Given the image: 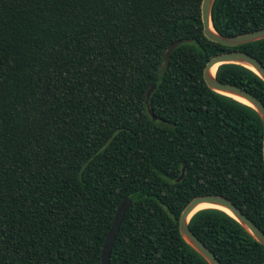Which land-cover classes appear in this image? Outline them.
I'll return each instance as SVG.
<instances>
[{
    "label": "trees",
    "instance_id": "16d2710c",
    "mask_svg": "<svg viewBox=\"0 0 264 264\" xmlns=\"http://www.w3.org/2000/svg\"><path fill=\"white\" fill-rule=\"evenodd\" d=\"M202 2L0 0V264H101L126 197L111 264H210L179 227L199 195L264 230L263 120L204 78L225 51L264 64V39L210 40ZM211 20L224 35L264 28V0H215ZM217 77L264 103L253 70L224 63ZM189 226L221 264H264V244L226 211Z\"/></svg>",
    "mask_w": 264,
    "mask_h": 264
},
{
    "label": "water",
    "instance_id": "95a60500",
    "mask_svg": "<svg viewBox=\"0 0 264 264\" xmlns=\"http://www.w3.org/2000/svg\"><path fill=\"white\" fill-rule=\"evenodd\" d=\"M215 0H203L202 2V22L203 30L206 37L210 40L218 42L226 46H238L245 43L264 39V28H260L254 31L242 33L239 35H224L219 33L213 26L211 20V12ZM189 41V39H187ZM183 40H178L171 43L164 55V67L167 66L168 61L172 55V52L178 47ZM224 63H235L243 65L255 73H257L264 80V64L255 56L241 50L225 51L213 56L206 64L204 69V78L208 86L219 93L228 95L235 98L234 96L245 99L244 102L252 106L261 116L264 123V103L254 94L248 90L239 87L234 84L222 82L217 77L216 73L212 70L215 66H220ZM157 83L154 82L146 95V103L149 107V100L152 92L156 88ZM237 99V98H235ZM239 100V99H237ZM243 102V101H242ZM153 119H156V115L149 108ZM263 153H264V140H263ZM185 165L182 168L181 175L177 178L180 181L185 176ZM133 200L130 197H126L120 206L118 207L111 228L107 233L102 254L101 264H111L112 250L117 240L122 222L124 217L132 205ZM201 203L216 204L221 209L226 211L228 214L236 218L248 231L249 233L260 243L264 244V230L261 229L251 218H249L236 203L229 198L219 194H206L194 197L184 208L179 219V227L183 238L188 244H190L198 253H200L210 264H221L220 260L216 257L211 249H209L205 243L199 239V237L191 230L189 221L191 217L199 210L198 205ZM220 209V208H219Z\"/></svg>",
    "mask_w": 264,
    "mask_h": 264
},
{
    "label": "bare ground",
    "instance_id": "6f19581e",
    "mask_svg": "<svg viewBox=\"0 0 264 264\" xmlns=\"http://www.w3.org/2000/svg\"><path fill=\"white\" fill-rule=\"evenodd\" d=\"M217 69H218V66H215L214 68H213V70H212V72L213 73H216V71H217ZM235 98H237V99H239L240 101H243V102H247L245 99H243V98H240V97H237V96H234ZM204 208H222V207H220V206H218V205H216V204H211V203H201V204H199L198 205V207H197V209L196 210H198V209H204ZM223 209V208H222Z\"/></svg>",
    "mask_w": 264,
    "mask_h": 264
}]
</instances>
